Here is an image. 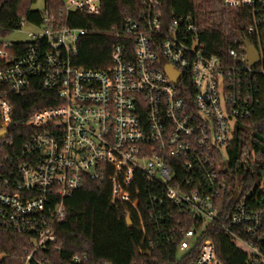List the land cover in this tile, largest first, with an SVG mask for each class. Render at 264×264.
Segmentation results:
<instances>
[{
  "label": "built area",
  "instance_id": "1",
  "mask_svg": "<svg viewBox=\"0 0 264 264\" xmlns=\"http://www.w3.org/2000/svg\"><path fill=\"white\" fill-rule=\"evenodd\" d=\"M221 2L227 10L251 12L250 36L264 27V0ZM102 3L45 0L23 56L10 53L16 43L0 39V132L9 137L12 126L30 132L0 179V229L30 238L20 264H51L47 247L66 219L65 200L88 181L109 182L112 207L149 204L150 219L165 236L182 237L180 259L195 250L189 264H222L206 236L228 188L218 161L236 125L255 112L262 58L251 69L245 42L229 49L228 60L210 55L191 16L166 22L162 0H142L136 16L108 31L118 41L111 66L76 67L72 59L88 30L71 27L68 18H98ZM33 78L44 92H55L59 104L17 125L9 95L23 96ZM238 202L220 227L243 246L250 264H264V187L253 197L242 191ZM139 223L144 232L140 216ZM186 223L191 230L179 228ZM174 224L180 230L167 232ZM87 261L74 256L68 264ZM7 262L0 255V264Z\"/></svg>",
  "mask_w": 264,
  "mask_h": 264
},
{
  "label": "trees",
  "instance_id": "2",
  "mask_svg": "<svg viewBox=\"0 0 264 264\" xmlns=\"http://www.w3.org/2000/svg\"><path fill=\"white\" fill-rule=\"evenodd\" d=\"M37 1L0 0V39L19 31L24 22L41 24L40 11L32 9ZM102 2L98 18L83 14H71L68 18L71 27L88 30L81 37L77 55L72 59L76 67L87 70L110 67L111 51L118 41L108 33L109 29L120 26L127 17L136 16L142 4V0ZM161 11L166 22L191 16L207 53L222 60H228L231 47L249 42L261 55L264 71V27L253 36L248 34L252 21L249 10H227L221 0H162ZM29 45L28 42L16 43L10 53L23 56ZM256 80L259 91L255 112L236 125L233 139L226 148V158L218 161V165L222 166L220 175L227 184L228 178H232L233 184L228 185L216 204L218 223L208 228L206 236L214 242L222 264H250L248 253L221 229L220 223L232 217L242 191H250L253 197L262 184L264 187V73L258 74ZM9 100L17 125L25 124L33 114L59 104L57 94L41 90L34 78L23 96L10 94ZM9 132V137L0 141V179L13 167L11 158L21 151L30 134L20 126H12ZM245 152L248 153L246 162L243 160ZM237 179L240 183L236 182ZM111 196L109 182L99 186L88 181L83 188L71 193L65 200L66 219L55 229L57 241L47 247L49 254L46 259L51 264H68L74 256H87L88 261L83 264H189L192 261L195 250L191 258L187 255L180 259L178 244L182 237L177 234L167 238L161 227L151 221L149 204H134L135 208L120 204L114 208L110 204ZM139 216L144 223V232ZM128 217L132 227L127 225ZM174 228L175 224L168 226L167 232ZM179 228L189 231L192 224L186 223ZM29 243L28 236L0 229V255L8 257V264H20L30 248Z\"/></svg>",
  "mask_w": 264,
  "mask_h": 264
},
{
  "label": "rangeland",
  "instance_id": "3",
  "mask_svg": "<svg viewBox=\"0 0 264 264\" xmlns=\"http://www.w3.org/2000/svg\"><path fill=\"white\" fill-rule=\"evenodd\" d=\"M45 7V0H38L33 6L32 9L43 11ZM38 30L31 24L25 23L23 24L22 28L19 31L14 32L13 34L8 35L6 38L3 39V42L5 43H26L29 42L28 33H37ZM224 158H226L224 156ZM219 172L222 171V166L218 165ZM237 183H240L237 179ZM233 184L232 178H228V185L231 186ZM263 188V184L261 186V189ZM250 194V191L246 192V196ZM240 247H243L240 245ZM244 249V248H242Z\"/></svg>",
  "mask_w": 264,
  "mask_h": 264
},
{
  "label": "water",
  "instance_id": "4",
  "mask_svg": "<svg viewBox=\"0 0 264 264\" xmlns=\"http://www.w3.org/2000/svg\"><path fill=\"white\" fill-rule=\"evenodd\" d=\"M0 11H1V9H0ZM244 47H245V53L247 56V61H248L249 67L251 69H256V68L260 67L261 66V56H260L259 52L249 42H245ZM167 72L176 82H178L180 80V76H178L172 70L167 69ZM7 137H8L7 131H1L0 132V141L6 140ZM225 173H227V171H225ZM127 225L129 227L133 226V223H132L130 217L127 218Z\"/></svg>",
  "mask_w": 264,
  "mask_h": 264
}]
</instances>
